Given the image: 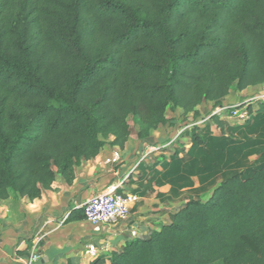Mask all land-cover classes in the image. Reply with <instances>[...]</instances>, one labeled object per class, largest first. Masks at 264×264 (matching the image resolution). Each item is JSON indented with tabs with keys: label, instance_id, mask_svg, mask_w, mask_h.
Listing matches in <instances>:
<instances>
[{
	"label": "trees",
	"instance_id": "obj_1",
	"mask_svg": "<svg viewBox=\"0 0 264 264\" xmlns=\"http://www.w3.org/2000/svg\"><path fill=\"white\" fill-rule=\"evenodd\" d=\"M261 84L264 0H0V200L70 185L104 145L124 147L130 118L146 138L174 124L167 111L197 117ZM244 104V122L212 113L162 162L173 191L196 177L209 198L91 264H264V102Z\"/></svg>",
	"mask_w": 264,
	"mask_h": 264
},
{
	"label": "crops",
	"instance_id": "obj_2",
	"mask_svg": "<svg viewBox=\"0 0 264 264\" xmlns=\"http://www.w3.org/2000/svg\"><path fill=\"white\" fill-rule=\"evenodd\" d=\"M263 86L248 87L241 92L231 90L223 106L232 97L249 94ZM201 106L204 103L196 108L198 117H201ZM218 108L211 107L210 114ZM178 116H181L180 110L166 112L173 123ZM190 116L193 113L181 117ZM172 126H159L142 139L131 135L122 149L104 145L95 159L82 161L75 167L70 185L56 178L49 190L32 201L14 195L0 200V264H20L35 243L41 258L34 264H91L97 256L107 259L112 252H119L127 240L148 237L169 222L171 214L188 199L207 200L213 187L200 190L196 177L191 178V187L178 191H173L161 177L162 162L168 161L174 149L190 145L186 136H177L164 143L171 134L175 136ZM164 127H169L168 131L165 132ZM161 142L164 145L160 147ZM179 155L182 157L184 153ZM113 189L137 197L126 220L102 225L98 230L84 219L66 220L72 210L80 208L95 193ZM89 245L97 249L95 257L85 254Z\"/></svg>",
	"mask_w": 264,
	"mask_h": 264
},
{
	"label": "built area",
	"instance_id": "obj_3",
	"mask_svg": "<svg viewBox=\"0 0 264 264\" xmlns=\"http://www.w3.org/2000/svg\"><path fill=\"white\" fill-rule=\"evenodd\" d=\"M216 112L224 113V117L235 123L244 122L249 117L246 104L235 106L224 105L218 108ZM136 200L137 197L135 195L121 194L113 189L95 193L89 197L80 208L82 209L84 220L92 224L95 229L98 230L102 225L126 220ZM65 219H63V221H65ZM132 235H135V233L132 232ZM85 254L90 257H95L97 249L93 245H89ZM40 258L41 256L37 251V243H35L31 247L28 256L20 262V264H34L39 261Z\"/></svg>",
	"mask_w": 264,
	"mask_h": 264
},
{
	"label": "rangeland",
	"instance_id": "obj_4",
	"mask_svg": "<svg viewBox=\"0 0 264 264\" xmlns=\"http://www.w3.org/2000/svg\"><path fill=\"white\" fill-rule=\"evenodd\" d=\"M247 102L253 103L252 105L254 107H256L258 102H264V86L260 87V88H257V89L251 90V92H249V94H245L243 96L236 95L235 97H232V100H230V102L226 103V106H228V105L229 106L230 105H232V106L233 105L234 106L235 105H242V104L247 103ZM211 107H213L212 103H208V102L204 103V106H201V109H200V113H201L200 116L201 117L190 116L189 118L182 119L181 116H178V119L175 120V123L172 126V127H174V132L175 133L174 132L173 133H174L175 136L173 137L172 134H171L170 136H168L167 138L164 139V143L166 141H168L169 139H171V138H172L171 141H173L175 139V137H177V136L179 137V136L182 135V137H184L183 133H184L185 129L190 128L191 125H194V124L200 125V124H202L205 120H207L209 114L211 113V111H212ZM168 114H169V112H168ZM169 115H171V114H169ZM224 116H223V118L225 119V121H227L228 124L229 123L230 124L235 123L234 121H230L229 119H227ZM129 123H130V126L132 128V135H133V137H135L136 133H137V130H138V125L131 118L129 120ZM168 128L169 127H164L163 129L166 132V131H168ZM210 129H211V131L214 134L218 133V129L214 125L211 126ZM187 142H188V140L185 143H187ZM164 143L163 142L159 143V146L160 145L163 146ZM255 158H256L255 156L250 157L251 161H254Z\"/></svg>",
	"mask_w": 264,
	"mask_h": 264
}]
</instances>
